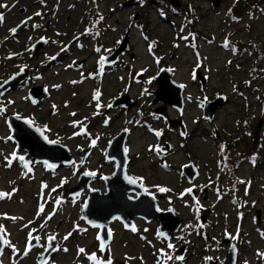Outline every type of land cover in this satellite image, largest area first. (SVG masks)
<instances>
[{
  "label": "rangeland",
  "instance_id": "rangeland-1",
  "mask_svg": "<svg viewBox=\"0 0 264 264\" xmlns=\"http://www.w3.org/2000/svg\"><path fill=\"white\" fill-rule=\"evenodd\" d=\"M177 3L0 0V86L26 74L0 99V264H38L50 236L59 246L50 264H221L234 244L237 264H264V0ZM126 36L125 53L106 65ZM163 69L184 87L181 112L154 103ZM36 87L44 94L33 104ZM124 97L128 107H112ZM220 99L209 121L206 103ZM9 116L67 146L75 163L24 166ZM125 130L128 173L183 222L171 240L158 220L135 218L133 231L112 222L104 250L99 229L81 219L88 191L69 192L93 173L90 187L106 193L104 177L115 171L107 150Z\"/></svg>",
  "mask_w": 264,
  "mask_h": 264
},
{
  "label": "water",
  "instance_id": "water-1",
  "mask_svg": "<svg viewBox=\"0 0 264 264\" xmlns=\"http://www.w3.org/2000/svg\"><path fill=\"white\" fill-rule=\"evenodd\" d=\"M173 7H179L177 0H167ZM214 7H219L222 0H211ZM44 45V42H39L34 45L36 51H39ZM128 46V36L125 37L122 46H120L109 58L105 60V64L113 66L123 55ZM26 74H18L6 81L0 86V99L14 85L22 84ZM158 84L157 94L154 103H166L178 111L184 109V87L178 84L173 79V73L169 69H163L156 79ZM44 94L43 89L33 88L31 90V100L33 104H37L39 97ZM130 100L127 97L117 99L112 104L113 108L128 107ZM223 105V100L208 101L205 106V118L213 121L216 111ZM8 123L13 136V141L16 143L17 152H24L22 155L23 164L26 167L32 164H45L50 170H57L61 167H68L75 163V159L71 155L69 148L57 142L50 141L39 127L35 126L28 119H21L15 116L8 117ZM182 128V123H178ZM176 125V124H173ZM259 132V129H258ZM128 139V131H122L110 144L107 150L106 159L109 162H114L115 171L112 175L104 177L106 193H101L100 190H94L90 187L93 176L81 174L77 184L69 192L70 197H79L85 191H88V196L82 210L81 219L88 227L99 229V237L106 250L113 242V235L110 230V224L119 221L128 231L135 229V218H140L150 223L154 220L160 222L158 233L160 236L171 240L182 226V218L177 217L171 209L167 212H162L159 208L156 198L147 192L135 178L130 176L127 170L129 164V156L127 153L126 143ZM163 149V152H166ZM87 152L79 154V158L83 161ZM59 162H55L57 159ZM83 162L77 164V170L81 171ZM189 165L188 169H184L186 178L191 182L197 179L198 174L195 173V168ZM189 171V172H188ZM190 174L191 172H193ZM136 180V183H132ZM109 232L111 235H109ZM228 242V241H227ZM51 247H46L41 255L38 264H50L59 252L58 242L52 240ZM7 245V239L0 228V261ZM37 245V240L29 245L32 248ZM57 249V250H54ZM184 251L177 255V260L181 261ZM238 251L234 244L227 253L226 258L221 264H237ZM209 264H213L210 261ZM214 264H218L217 262Z\"/></svg>",
  "mask_w": 264,
  "mask_h": 264
},
{
  "label": "snow or ice",
  "instance_id": "snow-or-ice-1",
  "mask_svg": "<svg viewBox=\"0 0 264 264\" xmlns=\"http://www.w3.org/2000/svg\"><path fill=\"white\" fill-rule=\"evenodd\" d=\"M3 7H7V5H2ZM3 20H4V17H3V15L2 14H0V23H2L3 22ZM10 31H12L13 33H15L16 32V29H11ZM97 95H99L98 93H97ZM0 111H2V109H0ZM74 115V114H73ZM157 135H159V133H157ZM93 144H95V141H93ZM20 159H23V157H20ZM90 175H93V173H89ZM132 183H136V180H132L131 181ZM161 191H165V189H163V188H161L160 189ZM41 211L43 210V206H41V209H40ZM13 219H15V218H13ZM69 235H71V234H69ZM109 235H111V233L109 232ZM35 239H39L38 237L37 238H35ZM65 239H67V237H65ZM52 240H55V237H49V241L51 242ZM49 247H51V243H49ZM168 247L169 248H171V247H173L171 244H169L168 245ZM54 250H57V249H54ZM65 251H67V249H65ZM79 251L80 252H84V249H79ZM170 259H171V257H169ZM91 259H96V257H95V255L93 254V256L91 257ZM108 264H111V261L109 260L108 261Z\"/></svg>",
  "mask_w": 264,
  "mask_h": 264
},
{
  "label": "trees",
  "instance_id": "trees-1",
  "mask_svg": "<svg viewBox=\"0 0 264 264\" xmlns=\"http://www.w3.org/2000/svg\"><path fill=\"white\" fill-rule=\"evenodd\" d=\"M164 3V2H163ZM160 5H162V4H160ZM168 7L171 9V7L168 5ZM172 10H173V8H172Z\"/></svg>",
  "mask_w": 264,
  "mask_h": 264
},
{
  "label": "flooded vegetation",
  "instance_id": "flooded-vegetation-1",
  "mask_svg": "<svg viewBox=\"0 0 264 264\" xmlns=\"http://www.w3.org/2000/svg\"><path fill=\"white\" fill-rule=\"evenodd\" d=\"M161 1V0H160ZM128 131V130H127Z\"/></svg>",
  "mask_w": 264,
  "mask_h": 264
}]
</instances>
